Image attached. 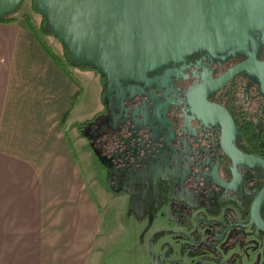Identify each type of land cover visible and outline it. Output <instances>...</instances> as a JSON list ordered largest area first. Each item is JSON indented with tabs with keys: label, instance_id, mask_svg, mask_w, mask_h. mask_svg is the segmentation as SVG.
<instances>
[{
	"label": "flooded vegetation",
	"instance_id": "obj_1",
	"mask_svg": "<svg viewBox=\"0 0 264 264\" xmlns=\"http://www.w3.org/2000/svg\"><path fill=\"white\" fill-rule=\"evenodd\" d=\"M237 1L210 0L176 32L160 36L155 27L146 30L151 40L145 49L134 46L128 56L120 54L110 62L116 70L92 68L101 108L83 125V137L93 138L96 157H132L131 146L150 134L140 124L148 113L162 130L163 151L189 166L176 186L183 198L168 200L167 223L146 239L148 254L160 249L163 262L264 264V229L258 225L264 224V166L234 157L223 145L264 159V0L238 3L234 15L221 7ZM231 34L240 40H221ZM242 62L248 67L226 76ZM211 107L222 108L227 119ZM246 229L257 232L259 241L248 238ZM155 235L169 241L196 236L187 244L189 263L184 254L169 258V243L154 248ZM243 246L254 256L243 253Z\"/></svg>",
	"mask_w": 264,
	"mask_h": 264
},
{
	"label": "crops",
	"instance_id": "obj_2",
	"mask_svg": "<svg viewBox=\"0 0 264 264\" xmlns=\"http://www.w3.org/2000/svg\"><path fill=\"white\" fill-rule=\"evenodd\" d=\"M40 37L0 22V264H91L102 217L78 132L90 71L63 69Z\"/></svg>",
	"mask_w": 264,
	"mask_h": 264
},
{
	"label": "rangeland",
	"instance_id": "obj_3",
	"mask_svg": "<svg viewBox=\"0 0 264 264\" xmlns=\"http://www.w3.org/2000/svg\"><path fill=\"white\" fill-rule=\"evenodd\" d=\"M20 5L15 12L16 17L23 20V17L28 15L32 24L38 28L42 16L33 8V0H22ZM44 39L56 54H62L63 45L56 36L47 35ZM86 70L90 72L81 78L87 96L81 107L87 118L90 117L87 114L91 110V103H94V108L97 109L100 108L101 102L98 104L96 99L97 73L93 69ZM141 121L140 124L147 126L150 134L148 138L140 137L138 144L131 146L132 157H125L124 153L114 156L100 154L97 158L93 153V138L85 142L84 124L78 127L79 139L84 141L80 158H83L85 173L89 176L90 188L99 202L102 217L101 233L95 241L91 264H177L174 261L163 262V257L158 254L161 242L169 243V258L184 254L189 263L187 244L189 239L196 236L186 240L170 238L169 241V237L155 235L152 238V246L159 250L155 256H150L147 252V237L159 226L167 223L168 200L179 201L183 198L176 186L180 185L182 177L186 176L189 166L182 157H173L172 152L163 151L164 144L160 141L162 130L156 126L151 114H143ZM118 155L121 156V162ZM246 232L248 238L259 241L257 232L253 233L250 229H246ZM242 250L245 254L249 253L250 257L254 256L250 254L252 250L247 246H243ZM256 252L261 255L262 248L259 246ZM257 256L256 254V258Z\"/></svg>",
	"mask_w": 264,
	"mask_h": 264
},
{
	"label": "water",
	"instance_id": "obj_4",
	"mask_svg": "<svg viewBox=\"0 0 264 264\" xmlns=\"http://www.w3.org/2000/svg\"><path fill=\"white\" fill-rule=\"evenodd\" d=\"M209 1L33 0V4L44 17L46 29L65 47L71 63L88 65L97 71L107 73V70H116L112 68L110 62L117 59L120 54L128 56L134 46H137L140 52L145 49L146 43L151 40L145 33L146 30L155 27L156 33L160 36L176 32L189 25L192 14L205 7ZM21 2L22 0H0V15L13 11ZM246 2V0L225 2L221 7L225 10L229 9L234 15L238 12L237 8L247 5ZM236 19L237 17L226 19L227 24ZM236 29L237 27H232L230 33H234ZM221 40L226 43L235 42L240 40V36L231 34L222 37ZM245 67L248 65L242 62L231 69L226 76ZM211 108L219 114L221 120L227 119L222 108ZM223 145L224 149L229 150L234 157L264 166V159L237 153L235 149ZM263 195L264 187L260 197ZM258 225L264 229L263 223Z\"/></svg>",
	"mask_w": 264,
	"mask_h": 264
},
{
	"label": "trees",
	"instance_id": "obj_5",
	"mask_svg": "<svg viewBox=\"0 0 264 264\" xmlns=\"http://www.w3.org/2000/svg\"><path fill=\"white\" fill-rule=\"evenodd\" d=\"M21 4V3H20ZM18 5V7H16L13 11L9 12V13H6V14H3V15H0V22H14L16 21V16H15V12L20 8L21 5ZM33 8L36 9L33 5ZM24 20L27 22L28 26L30 27V29H32L33 31L35 30L41 37H44L45 35H53L51 32H49L45 27V19L44 17H42V21L41 23L39 24V27H35L33 24H32V21L28 18V15L24 16L23 17ZM40 37V39H41ZM44 40V39H43ZM43 45L45 46V48H47V50L49 51V53L51 54V56L57 60L59 62V64L63 67V69H65L67 71V67L71 66V67H77L79 69H92V67L88 66V65H77V64H73L70 62L69 58H68V55H67V52H66V49L65 47L63 46V52L61 55H57L52 49L51 47H49V45L43 41ZM58 56V57H57ZM97 113H95L91 118H88V119H85L84 121L80 122L78 124V127H80L82 124H85L86 122L90 121L93 119V117L96 115Z\"/></svg>",
	"mask_w": 264,
	"mask_h": 264
}]
</instances>
